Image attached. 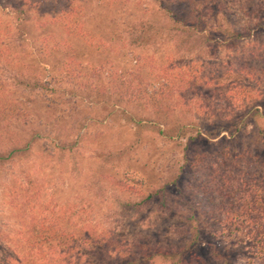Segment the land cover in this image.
<instances>
[{
	"label": "trees",
	"instance_id": "trees-1",
	"mask_svg": "<svg viewBox=\"0 0 264 264\" xmlns=\"http://www.w3.org/2000/svg\"><path fill=\"white\" fill-rule=\"evenodd\" d=\"M186 1V7L182 4L162 7L165 23L160 27L146 20L128 25V43L141 49L157 42L162 45L172 43L177 52L191 55L197 51L199 56L203 54L208 58L217 54L215 45L228 50L238 48L242 32L231 26L229 10L225 11L223 0ZM248 2L243 4L242 10H247ZM231 3L234 5L235 0ZM253 5H259L258 9H252L257 16H264V0H254ZM11 9L16 15L12 34L1 28L0 20V170L12 169L38 140H45L43 146L50 145L52 152L63 156L74 145L62 136L65 134L61 132L65 129L62 124L65 102L57 96L60 89L50 88L51 81L43 80L41 71L37 70L41 67L37 64L38 55L45 57L57 53L58 43L55 41L50 46L44 41L38 55L28 54L33 64H20V53L26 51L25 27L30 20L32 3L16 0ZM56 20L61 21L64 32L66 29L73 39L83 35L81 27L75 33L74 26L65 24V8L52 18L53 22ZM212 22L219 26L218 37L212 35ZM76 49L71 47L66 52L73 64L77 63ZM63 50L65 59V45ZM231 66L222 78L210 80L216 81L214 86L227 81V91L211 96L199 95L196 90L201 91L202 87L192 77L174 78L169 73L172 67L163 68L155 76L157 84L154 87V82L141 77L139 67L128 76L115 70L111 84L116 89L118 101H125L123 107L110 104L105 88L88 82L84 87L80 86L87 98H92L90 102L97 104L107 117L118 113L138 126L153 123L163 138L179 140L183 163L177 177L150 190L142 203L131 198L124 200L132 209L155 198H159L163 209L169 208L171 200L187 209L180 215L182 223L176 228V233L183 237L180 245H171L167 241L159 244L143 237L130 244L114 232L91 226L88 210L83 207L75 209L43 203L40 188L29 179L14 191L20 229L12 237L11 232L4 233L0 228V252L10 253L0 264H90L93 260L96 261L93 264H207L201 256L200 246L202 229L209 224L221 228L216 237L248 244L251 263L256 260L264 264V46L253 50L247 62L236 68ZM43 67L45 65H42V71ZM52 68H56L61 76L65 73V61ZM75 69L72 67L71 73ZM4 71L10 73L8 78H3L1 73ZM175 91H178L176 98ZM125 94L131 95L130 99ZM35 97H41L42 102ZM183 102L189 112L208 111L215 116L226 114V118L205 126L178 123L167 129L161 128L162 124L169 123L177 105ZM129 105L133 109L149 110L153 118L138 116L132 108L129 110ZM40 109L46 111L44 114L54 116L44 126L52 125L55 128L53 134H42V124L38 123L37 116L41 114ZM81 119L77 115L74 124ZM19 127L28 130L26 138H22ZM185 172L191 175L190 184L176 197L171 196L169 187L178 184ZM123 183L122 190L128 192L127 182ZM211 251L217 260L229 264L224 253L214 247Z\"/></svg>",
	"mask_w": 264,
	"mask_h": 264
},
{
	"label": "rangeland",
	"instance_id": "rangeland-1",
	"mask_svg": "<svg viewBox=\"0 0 264 264\" xmlns=\"http://www.w3.org/2000/svg\"><path fill=\"white\" fill-rule=\"evenodd\" d=\"M15 1L0 0L1 28L9 34L14 32L13 24L16 21L11 9ZM223 1L225 11L229 10L227 14H230L228 20L231 26L242 32V37L236 49L217 48L215 45L217 54L208 58L203 54L199 56L197 51L191 55L177 52L172 43L162 45L157 42L145 46V49L128 43V25L146 20L160 27L165 23L162 7H179L181 4L186 7V0H30L32 9L24 36L26 51L20 53V64H33L28 54L38 55L39 48L45 45L44 41L50 46L55 41L58 43L57 53L45 57L38 55L37 64L41 67H37V70L41 71L43 80L52 82L50 88L60 89L61 93L57 96L65 102L62 107L65 109V118L62 120L65 129L61 132L74 145L63 156L52 152L50 145L43 146L45 140H38L12 169L0 170V228L4 233L11 232L13 237L14 232L20 229L14 191L31 179L34 186L40 188L39 196L43 203H56L75 209L83 207L88 210L91 226L114 232L118 238L130 244L140 237L159 244L167 241L178 246L182 243L183 237L176 233V228L182 223L180 215L185 214L187 209L178 206L174 200H171L168 209H163L159 198L132 209L124 200L131 198L142 203L150 190L177 177L183 163L179 140L163 138L153 123L146 122V125L138 126L118 113L107 117L97 104L90 102L92 98H87L83 87L88 82L103 90L105 88L110 104L123 107L125 101H118L116 89L111 84L115 70L118 73L123 71L128 76L139 67L141 77L154 82V87L157 84L155 76L163 68L172 67L169 73L174 78L184 80L192 77L196 80L198 86L202 87L201 91L196 90L199 95L223 94L228 88L227 81L214 86L216 81L210 80L222 78L231 64L232 68L238 67L240 63L247 62L253 50L264 46V16H257L256 11L252 10L255 7L258 9L259 5L254 6V0H235L234 5L231 3L233 0ZM246 2L247 10L244 11L242 7ZM63 8L65 24L74 26L75 33L81 27L83 35L79 38L73 39L66 29L64 32L60 20L52 21ZM211 26L213 37H218V24L212 22ZM71 47L77 48V54L74 52L77 55L76 64L71 63L66 55ZM63 61L65 73L59 76L52 66ZM42 65H45L43 71ZM72 67L76 69L71 73ZM1 74L3 78L10 76L5 71ZM241 82L246 83L244 80ZM262 91L264 94V89ZM176 93L178 91H175L174 98ZM125 96L127 99L131 97ZM35 98L39 103L42 102L41 97ZM128 108L133 109L132 105ZM133 111L138 116L153 118L149 110L137 107ZM40 112L37 116L38 123L42 124V134H53L55 128L52 125L47 128L44 126L54 116L44 114L46 111L42 109ZM77 115L82 119L74 124ZM225 116H215L208 111L192 113L183 102L177 105L169 123L162 124L161 128L167 129L178 123L205 126L225 120ZM19 129L22 138H26L25 132L28 133V130ZM208 148L211 150V146ZM123 181L128 184V192L122 190ZM190 182L191 175L185 172L178 184L169 187V194L176 197ZM220 230V227L210 224L202 229L204 234L200 253L207 264H223V261L212 255L211 247L224 253L229 264H259L256 260L250 262L248 244H236L229 239L216 237ZM9 254L1 250L0 263L5 262Z\"/></svg>",
	"mask_w": 264,
	"mask_h": 264
}]
</instances>
